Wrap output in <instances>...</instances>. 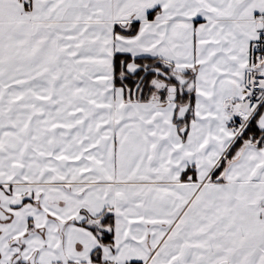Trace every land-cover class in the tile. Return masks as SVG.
I'll use <instances>...</instances> for the list:
<instances>
[{
  "label": "snow or ice",
  "instance_id": "1",
  "mask_svg": "<svg viewBox=\"0 0 264 264\" xmlns=\"http://www.w3.org/2000/svg\"><path fill=\"white\" fill-rule=\"evenodd\" d=\"M0 264H264V0H0Z\"/></svg>",
  "mask_w": 264,
  "mask_h": 264
}]
</instances>
